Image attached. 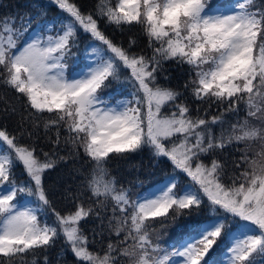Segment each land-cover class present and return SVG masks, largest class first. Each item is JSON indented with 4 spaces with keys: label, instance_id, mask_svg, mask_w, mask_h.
<instances>
[{
    "label": "snow or ice",
    "instance_id": "snow-or-ice-1",
    "mask_svg": "<svg viewBox=\"0 0 264 264\" xmlns=\"http://www.w3.org/2000/svg\"><path fill=\"white\" fill-rule=\"evenodd\" d=\"M51 3L66 15L37 25L30 36L31 13L0 19V85L18 94L14 99L24 108L4 109L6 116H20L14 132L0 127V264H23L24 253L47 252L60 239L67 247H61L57 264H68L63 260L68 252L74 264H172L174 258L178 264H222L225 256L228 264H264V3L118 0L112 6L111 0H96L90 11L75 0ZM101 22L120 31L142 25L151 53L134 51L133 37L127 47L115 42ZM82 36L91 41L85 45V67L69 78L67 60L76 55L72 49ZM169 60L195 73L184 84L191 85L194 100L224 105L237 116L243 104L244 120L214 134L212 125L222 124V115L208 120L197 105L193 116L183 92L159 83ZM114 81L120 87L100 95ZM41 123L53 145L51 152L40 149L43 160L36 144ZM25 137L30 144L20 143ZM61 144L71 145L69 156L82 149L90 164L75 191L68 186L57 192L44 184L46 170L69 158L60 155ZM241 144L233 148L241 153L238 158L224 153ZM145 149L154 166L171 173L154 190L133 197L108 164L112 154L125 158ZM18 165L26 180L17 178ZM18 195L34 200L21 208ZM202 211L207 217L178 246L153 239L152 221ZM89 220L98 221L91 240L85 234ZM105 233L120 239L104 249ZM96 236L103 254L89 249ZM221 238L226 248L209 256ZM44 264H50L47 255Z\"/></svg>",
    "mask_w": 264,
    "mask_h": 264
},
{
    "label": "trees",
    "instance_id": "trees-1",
    "mask_svg": "<svg viewBox=\"0 0 264 264\" xmlns=\"http://www.w3.org/2000/svg\"><path fill=\"white\" fill-rule=\"evenodd\" d=\"M39 1L42 0H0V19H3L5 16L8 15H17V13H25L29 12L32 14L33 21L32 24L35 23L34 21V8L41 4ZM47 6L43 5V11H38L37 7L35 11L39 12L35 15V20L43 19L45 17H51L52 19H58L61 16L62 12H59L57 7L52 4L50 1L43 0ZM77 4L82 7V10L90 11L93 9L96 0H75ZM260 3H264V0H259ZM118 3V0H111L112 6H115ZM42 5V4H41ZM42 12H46V14H41ZM59 14V15H58ZM17 24H19V20H17ZM101 28L105 30L106 34L112 38L117 43H123L125 47H127L129 37H133L137 41V45L134 47V51L140 52L143 50L145 53L150 54L151 49L147 47L148 38L144 33L143 26L139 24H134L131 26L125 25L124 31H120L116 29L114 25H105L101 22ZM90 38L82 36L81 43L78 48H73L72 52L76 55L72 56L70 59L67 60V65L71 62L73 67L75 66L76 69L83 66L84 61L86 59V52H85V45L89 44ZM70 66V65H69ZM165 72L159 77V83L176 88L179 91L184 93V96L187 97L188 102L192 106V115H197V105L200 106L199 115L208 119L209 116H214L212 111H216L220 108V105L213 103L211 107L207 104L202 103L201 101H196L191 96V85H189L188 89L184 88L185 82L189 81L191 78L195 77V73L189 72V66L187 64L184 65H177L174 61H166L164 62ZM75 70V69H74ZM165 76L169 77L165 79ZM120 87L119 83L112 82L109 87L104 88V91L110 89L112 92L117 88ZM18 95L14 93L11 89H7L5 86L0 85V127L6 126L9 132H14V129L17 126L18 121L20 120L19 114H10L5 115L4 109L8 107L10 104H15L18 108L19 112H24V108L21 106L19 102H17L14 98ZM212 114V115H211ZM25 115L27 113L25 112ZM47 116L48 114H44ZM62 131V135H67L65 132ZM39 134L41 139L36 141V144L39 145L37 150L40 159L43 160L44 157L40 152V149H43L44 152H51L53 145L51 141H48L44 138V128L43 124H40L39 127ZM52 139H55V133H51ZM20 143L23 145H28L31 143V140L27 137L20 140ZM234 147L243 148V145L239 146H232L229 149H225L224 153L229 157L238 158L241 153L238 151H233ZM61 152L60 155L68 156L69 158L66 161H62L58 164V166L51 170H46L44 173V184L46 187H51L57 192H63L64 189L68 186H71L72 190H76V186L81 183L83 180V176L87 174L90 164L85 163L87 158L84 156V153L79 150V155H71L72 147L71 145H60ZM125 158H120L116 156V154H112L110 157V163L108 164V169L112 176L116 177L119 184L122 185L124 188H130L133 197L138 195L142 190L145 188H149L158 178L162 175L161 166H154L153 160L150 155L143 154V156H139L138 153H127L124 154ZM206 158V157H205ZM223 159V156L221 157ZM16 176L18 179H27L26 174L23 173L22 167H16ZM88 193H84L83 199L85 203L88 200ZM57 200V207L59 209H63L64 203L60 196L56 197ZM187 213L189 210H183ZM172 215V211L170 210L169 216ZM186 216V215H182ZM180 216V217H182ZM41 219H43L41 217ZM178 219V218H177ZM176 219V220H177ZM54 220V217L49 216L48 222L51 223ZM176 220L167 219L165 217L158 218L156 221H152L151 223L154 224V232H153V239L156 240L159 238V243L161 246L164 247H171V246H178L180 241L182 240V236L173 237L174 227L176 226ZM82 223H85L82 221ZM98 221L89 220L86 224L85 234L91 240L92 238V231L91 229L97 226ZM105 223H107L105 221ZM192 233L193 231H189ZM119 237L115 234L109 236L105 233L103 240V248H107V243L109 242H116ZM171 239L172 241H169ZM96 244H89V249L95 252H101L99 241L101 240L100 236L95 237ZM221 241L223 238L220 239ZM168 241V242H167ZM61 247H67L64 245L63 239L57 241L55 247L49 249L45 252L43 249H35L30 250L23 254L24 260L23 264H32V261L35 260V264H44V256L47 255L50 264H57V256L60 254ZM220 246H216L215 249L212 250L208 255L211 256L214 253L218 255V251ZM123 260V257H120ZM208 259V256L205 257V260ZM63 260H66L68 264H74V257L73 255L68 252L66 256L63 257ZM17 264H22L21 261H17Z\"/></svg>",
    "mask_w": 264,
    "mask_h": 264
},
{
    "label": "rangeland",
    "instance_id": "rangeland-1",
    "mask_svg": "<svg viewBox=\"0 0 264 264\" xmlns=\"http://www.w3.org/2000/svg\"><path fill=\"white\" fill-rule=\"evenodd\" d=\"M35 1V0H34ZM45 1H50L51 0H45ZM41 4H38L37 6V9L38 11H43V5L44 6H47L46 3L42 0V1H39ZM35 7V8H36ZM57 7V6H56ZM35 8H34V12L33 13V16H34V21L35 23L32 24L31 26V29H29V36L31 35V32H32V29H36L37 28V25H41V27H43V25L45 23H54L57 19H52L51 17H45L43 19H39V20H35V15L36 13H39L37 11H35ZM58 9V7H57ZM59 12H61L60 9H58ZM59 15V14H58ZM66 14L64 13H61V16L60 17H63L65 16ZM59 17V18H60ZM56 33V29H53L52 33L53 35H55ZM24 37H21V40H23ZM92 43H99V42H92ZM87 56V55H86ZM86 61V59H85ZM85 61H84V64L82 67L76 69V67L72 65V63L70 62L69 65H67V68H66V76L71 78V76L74 74V73H79L81 69H83L85 67ZM75 69V70H74ZM112 91L110 89H108L107 91H104L103 89L100 91V95H103V96H107L109 93H111ZM163 111L165 112H170V109H164ZM214 113V116H217V115H222V118H223V123L222 124H215V125H212V130H213V133L216 134V135H219L221 130H224V131H230L231 130V125L232 124H235L238 120L239 121H243L244 118L246 117L247 113H246V108L243 104L240 105V112H239V115H235L233 113H230V112H226L225 111V106L224 105H220V108L216 111H212ZM212 115V114H211ZM213 117L212 116H209L208 117V120H211V118ZM253 123H258V122H255L253 121ZM230 147L232 146H229L228 148L226 149H229ZM139 156H143V154H147V155H150L149 151L147 149L143 150L142 152H139L138 153ZM205 160H207V158H205ZM153 163V162H151ZM161 166V169H162V175L160 178L157 179V181H155V183H153L149 188H145L144 190H142V192H140L139 194H142V193H146L148 192L150 189H155V186L158 185V184H161L166 176L170 175L171 173V169L170 168H166L164 165H159ZM17 172V170L15 169V173ZM187 182V181H185ZM184 187V183H181L179 185V187L176 189L177 192H179L182 188ZM18 200H21L22 203H20L19 207L23 208L25 206H29L32 204L34 198H25L21 195H18ZM208 213L207 211H202L201 214L199 216H197L195 214V212H193L192 215H186V216H182V217H179L177 220H176V226L174 227V231H173V237H179V236H182V240L183 239H186L187 235L190 233L189 231H193L194 230V225H196L199 221H203L206 217H207ZM181 240V241H182ZM169 241H172L171 239H169ZM180 241V243H181ZM168 242V241H167ZM216 246H220L219 249H225L226 246H227V241L223 240H218L217 241V245L214 246L213 249L216 248ZM220 253V251H218ZM218 253V254H219ZM178 260L179 258H174L172 264H178ZM222 264H228V260H227V257L225 256Z\"/></svg>",
    "mask_w": 264,
    "mask_h": 264
}]
</instances>
